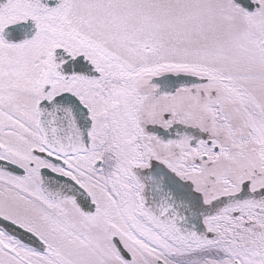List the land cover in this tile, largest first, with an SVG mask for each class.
<instances>
[{
	"label": "snow or ice",
	"instance_id": "6c2138e0",
	"mask_svg": "<svg viewBox=\"0 0 264 264\" xmlns=\"http://www.w3.org/2000/svg\"><path fill=\"white\" fill-rule=\"evenodd\" d=\"M0 264H264V0H0Z\"/></svg>",
	"mask_w": 264,
	"mask_h": 264
}]
</instances>
